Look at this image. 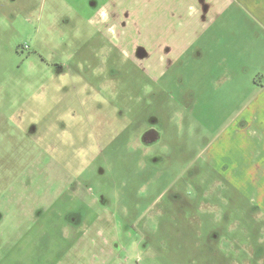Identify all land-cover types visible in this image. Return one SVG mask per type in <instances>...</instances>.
Listing matches in <instances>:
<instances>
[{
  "label": "rangeland",
  "instance_id": "374dc122",
  "mask_svg": "<svg viewBox=\"0 0 264 264\" xmlns=\"http://www.w3.org/2000/svg\"><path fill=\"white\" fill-rule=\"evenodd\" d=\"M207 6L0 0V264H264L256 96L189 45Z\"/></svg>",
  "mask_w": 264,
  "mask_h": 264
},
{
  "label": "crops",
  "instance_id": "0c3cea01",
  "mask_svg": "<svg viewBox=\"0 0 264 264\" xmlns=\"http://www.w3.org/2000/svg\"><path fill=\"white\" fill-rule=\"evenodd\" d=\"M219 2L220 0H208V6L206 9L194 10L196 21L200 20L201 26H199L200 33L197 35L195 44L189 45L194 46L199 41V38L202 39L205 37L207 47L217 51L218 47L220 48L224 46L226 41L229 42L231 58L224 54L215 58L214 64L216 71L214 72H222L225 76H228L229 80L233 78L242 81L243 79L247 80L246 84L256 96L253 100V104L248 106V111H246L247 109L244 110L242 107L239 118L233 124L231 133L233 135L244 134L251 125L256 124V129L253 130L252 133L253 135L259 136L262 144L261 152H264V0H222V6L215 9L213 6H217ZM224 16L233 17L234 22L231 24L236 25L228 24L234 32H237L238 28L240 35H232L236 41H232V39L229 38L220 44L219 39H222L225 34L224 25L219 23V19ZM245 19L248 20V23L244 22ZM215 34H220L218 40H216ZM252 43L257 46L258 52L261 54L262 58L257 71L253 75H250L248 72L249 70L247 71L246 68L241 67V65L246 62V59L251 57L246 50L248 49L249 44ZM191 46H187V48H190ZM192 48V51L200 50L196 47ZM167 51L169 53V49ZM182 52L183 50L180 53L181 56ZM200 52L201 51L195 54L197 64L207 62V60L202 62L203 53ZM137 55L146 60L148 58V51L146 49L138 50ZM174 60H176V57ZM209 76L211 77V75ZM254 77L257 79L260 78L261 81L256 83ZM237 124L243 127L240 129L234 128ZM146 137L149 138L152 136L150 135ZM211 162L213 164L211 167L213 169H219V173L225 174L228 172V167H223L221 165L218 166L214 160ZM258 167L260 168L259 172L264 173V160ZM222 169H225L226 171L223 172Z\"/></svg>",
  "mask_w": 264,
  "mask_h": 264
}]
</instances>
